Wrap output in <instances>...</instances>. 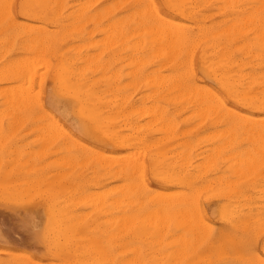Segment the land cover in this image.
<instances>
[{"label": "rangeland", "instance_id": "obj_1", "mask_svg": "<svg viewBox=\"0 0 264 264\" xmlns=\"http://www.w3.org/2000/svg\"><path fill=\"white\" fill-rule=\"evenodd\" d=\"M0 1V264H264V0Z\"/></svg>", "mask_w": 264, "mask_h": 264}, {"label": "bare ground", "instance_id": "obj_2", "mask_svg": "<svg viewBox=\"0 0 264 264\" xmlns=\"http://www.w3.org/2000/svg\"><path fill=\"white\" fill-rule=\"evenodd\" d=\"M22 1H23V0H22ZM124 1H125V0H124ZM232 1H233V0H232ZM236 1H237V0H236ZM250 1H252V0H250ZM255 1H256V0H255ZM261 1H262V0H260V2H261ZM0 2H1V1H0ZM5 2H6V1H5ZM30 2H31V1H30ZM234 2H235V1H234ZM85 3H86V2H85ZM87 3H88V2H87ZM90 3H91V2H90ZM191 3H192V2H191ZM224 3H225V1H224ZM261 3H262V2H261ZM0 4H1V3H0ZM6 4H7V3H6ZM51 4H52V3H51ZM263 4H264V3H263ZM263 4H262V8H261V9H263V6H264ZM2 5H3V4H2ZM31 5H32V4H31ZM48 5H49V3H48ZM148 5H149V4H148ZM152 5H153V4H152ZM228 5H229V4H228ZM254 5H255V4H254ZM20 6H21V5H20ZM69 6H70V5H69ZM84 6H85V5H84ZM233 6H234V5H233ZM239 6H240V5H239ZM243 6H245V5H243ZM243 6H242V8H244ZM246 6H247V5H246ZM259 6H261V5L259 4ZM82 7H83V6H82ZM248 7H250V5H249ZM1 8H3V7H1ZM21 8H22V7H21ZM59 8H60V7H59ZM252 8H253V7H252ZM259 8H260V7H259ZM3 9H4V8H3ZM3 9H2V10H3ZM5 9H6V8H5ZM28 9H29V7H28ZM80 9H81V8H80ZM239 9H241V8H239ZM239 9H238V11H240ZM254 9H255V6H254ZM257 9H258V8L256 7V10H257ZM78 10H79V9H78ZM78 10H77V11H78ZM103 10H104V9H103ZM259 10H260V9H259ZM4 11H5V10H4ZM6 11H8V10H6ZM79 11H80V10H79ZM143 11H144V10H143ZM147 11H148V9H147ZM247 11H249V9H248ZM250 11H251V10H250ZM138 12H139V11H138ZM149 12H150V11H149ZM151 12H152V10H151ZM221 12H222V11H221ZM240 12H241V11H240ZM242 12H243V11H242ZM256 12H257V11H256ZM29 14H30V13H29ZM32 14H33V13H32ZM55 14H56V13H55ZM138 14H139V13H138ZM140 14H141V13H140ZM146 14H149V13H146ZM153 14H154V13H153ZM74 15H76V14H74ZM79 15H80V14H79ZM151 15H152V14H151ZM151 15H150V16H151ZM252 15H253V14H252ZM254 15H255V14H254ZM261 15H262V14H261ZM57 16H58V15H57ZM130 16H131V15H130ZM139 16H140V15H139ZM3 17H4V16H2V18H3ZM137 17H138V16H137ZM242 17H243V19H244L245 16H242ZM258 17H260V16H258ZM261 17L264 18L263 16H261ZM2 18H0V21H1ZM30 18H31V17H30ZM30 18H29V19H30ZM76 18H77V16H76ZM154 18H155V17H154ZM145 19H146V18H145ZM145 19L143 20V18H142V19H140V20H141V22H142V20H143V22H145ZM203 19H204V18H203ZM94 20H95V19H94ZM97 20H98V19H97ZM146 20H147V19H146ZM155 20H156V19H155ZM240 20H241V19H240ZM249 20H252V18H251V19L248 18V21H249ZM137 21H138V20H137ZM137 21H136V22H137ZM149 21H150V20H149ZM222 21H223V20H222ZM241 21L243 22V20H241ZM246 21H247V19H246ZM252 21H253V20H252ZM54 22H55V26H57V27L60 26V21H59V19H56ZM120 22H121V21H120ZM136 22H135V23H136ZM141 22H140V23H141ZM161 22H162V21H161ZM167 22H168V21H167ZM237 22H238V21H237ZM118 23H119V22H118ZM118 23H117V24H118ZM146 23H147V22H146ZM154 23H155V21H154ZM164 23H165V22H164ZM251 23H252V22H251ZM14 24H15V23H14ZM107 24H108V23H107ZM109 24H110V23H109ZM124 24H126V23H124ZM148 24H149V22L147 23V25H148ZM151 24H152V22H151ZM157 24H158V22H157ZM159 24H161L160 21H159ZM162 24H163V23H162ZM162 24H161V25H162ZM167 24H168V23H166V29H165L164 27H162L161 25H158V27H157V26L155 27V25L153 24V25H154V26H153V32H152V29H150V28H152V27L149 28V30H150L151 32H150L149 30H148L149 32L146 30L148 33H150V34L152 35V36H151V35L149 34V36H150L149 38H151V39L148 40V41L151 42V45H152V46H153V44H154V43L152 44V42L154 41V40H152V39L155 38V37H156V40H157V41H158V39H159V42H163V43H168V42H170V43H172L171 46H174V45L177 46V45H178V44L176 43V41L178 40L177 37H178V38L180 37V34H181V37H180V38H181V39H182V38L184 39V36H182V33L179 32V33H180V34H179V33L175 32V31H178V30H179V26H180L179 24H178V26H177L176 24H173L174 26L170 25L171 28H170L169 26H167ZM171 24H172V23H171ZM238 24H239V23H238ZM258 24H259V23H258ZM143 25L146 26V24H143ZM143 25H142V26H143ZM230 25H231V24H230ZM239 25H240V24H239ZM244 25H245V19H244L243 27H244ZM248 25H249V24H248ZM255 25H256V22H255ZM53 26H54V25H53ZM108 26H110V25H108ZM108 26H107V27H108ZM159 26H160V27H159ZM164 26H165V25H164ZM175 26H177V27H175ZM240 26L242 27V25H240ZM252 26H253V25H252ZM33 27H34V26H33ZM36 27H38V26H36ZM74 27H75V26H74ZM111 27H113V26L111 25ZM111 27H110V28H111ZM146 27H147V26H146ZM146 27H145V28H146ZM148 27H149V26H148ZM148 27H147V29H148ZM168 27H169V28H168ZM172 27H174V29H173ZM232 27H233V25H232ZM236 27H237V26H236ZM238 27H239V26H238ZM245 27H246V26H245ZM257 27H258V26H257ZM38 28H39V27H38ZM115 28H116V26H115ZM137 28H138V27H137ZM139 28H140V27H139ZM175 28H178V29H175ZM253 28H255L254 31H256V32L259 31V32L261 33V31H262V33H261L262 35L259 34V35H261L260 37H263V36H264V35H263V33H264V32H263V31H264V28H256V27H252L251 29H249V28H247V29L245 28V29H246V31L249 29V30H251V32H252V29H253ZM26 29H27V27H26ZM108 29H109V27H108ZM111 29H112V28H111ZM118 29H119V28H118ZM143 29H144V27H143ZM158 29H159V30H158ZM163 29H164V30H163ZM228 29H229V28H228ZM236 29H238V28H236ZM23 30H24V29H23ZM55 30H56V29H55ZM67 30H68V29H67ZM72 30H74V29H72ZM100 30H101V29H100ZM102 30H103V29H102ZM106 30H107V29H106ZM112 30H113V29H112ZM122 30H123V29H122ZM133 30H134V29H133ZM144 30H145V29H144ZM154 30H155L156 32H155ZM162 30H163V31H167V32H161ZM173 30H174V31H173ZM233 30H234V29H233ZM238 30L241 31V29H238ZM249 30H248V32H249ZM26 31H27V30H26ZM28 31H29V30H28ZM68 31H69V30H68ZM70 31H71V30H70ZM107 31H109V30H107ZM113 31H114V30H113ZM134 31H135V30H134ZM139 31H140V30H139ZM141 31H143V30H141ZM146 31H145V32H146ZM159 31H160V32H159ZM218 31H219V30H218ZM239 31H238V33H240ZM246 31H243V32L246 33ZM254 31H253V32H254ZM73 32H74V31H73ZM105 32H106V31H105ZM109 32H110V31H109ZM183 32H185V31H183ZM223 32H224V31H223ZM232 32H234V31H232ZM243 32H241V33H243ZM259 32H258V33H259ZM40 33H41V32H40ZM65 33H66V31H65ZM142 33H143V32H142ZM224 33H225V32H224ZM245 33H244V34H245ZM227 34H228V33H227ZM105 35H106V34H105ZM130 35H131V34H130ZM137 35H138V34H137ZM146 35H148V34H146ZM153 35H154L155 37H153ZM178 35H179V36H178ZM259 35H258V36H259ZM60 36H61V35H60ZM115 36H116V35H115ZM226 36H227V35H226ZM238 36H239V35H238ZM105 37H106V36H105ZM202 37H203V36H202ZM260 37H259V38L257 37L258 40H259V39L261 40ZM41 38H42V37H41ZM106 38H107V37H106ZM127 38H128V37H127ZM147 38H148V37H147ZM147 38H146V39H147ZM157 38H158V39H157ZM180 38H179V40H180ZM205 38H206V37H205ZM32 39H33V37H32ZM43 39H44V38H43ZM139 39H140V38H139ZM183 39H182V40H183ZM185 39H186V37H185ZM207 39H208V38H207ZM235 39H236V38H235ZM240 39H242V38H240ZM33 40H34V39H33ZM106 40H107V39H106ZM137 40H138V39H137ZM142 40H143V38H142ZM201 40H202V39H201ZM46 41H47V40H46ZM146 41H147V40H146ZM9 42H10V41H9ZM31 42H32V41H31ZM110 42H111V41H110ZM134 42H135V41H134ZM144 42H145V41H144ZM154 42H155V41H154ZM177 42L180 43V41H177ZM194 42H195V41H194ZM243 42H244V41H243ZM243 42H242V43H243ZM246 42H247V41H246ZM246 42H245V43H246ZM260 42H261V41H260ZM38 43H39V42H38ZM170 43H169V45H170ZM174 43H175V44H174ZM211 43H212V42H211ZM255 43H256V39H255ZM261 43H263V40H262ZM32 44H33V43H32ZM121 44H122V43H121ZM132 44H133V43H132ZM142 44H144V43H142ZM173 44H174V45H173ZM195 44H196V43H195ZM252 44H254V42H253ZM257 44H258V43H257ZM257 44H256V46H257ZM28 45H29V43H28ZM104 45H105V43H104ZM149 45H150V44H149ZM149 45H148V46H149ZM162 45H163V44H162ZM169 45H168V46H169ZM183 45H184V44H183ZM210 45H211V44H210ZM214 45H215V44H214ZM246 45H249V44H246ZM26 46H27V45H26ZM30 46H31V45H30ZM49 46H50V45H49ZM148 46H147V47H148ZM164 46H165V45H164ZM196 46H197V44H196ZM208 46H209V45H208ZM212 46H213V45H212ZM239 46H240V44H239ZM241 46H242V45H241ZM250 46H251V45H250ZM262 46H264V45L262 44ZM31 47H32V46H31ZM40 47H41V46H40ZM42 47H43V46H42ZM129 47H130V46H129ZM132 47H134V46H132ZM150 47H151V46H150ZM154 47H155V46H154ZM158 47H160V45H159ZM237 47H238V46H237ZM21 48H22V46H21ZM46 48H47V47H46ZM134 48H135V47H134ZM148 48H149V47H148ZM173 48H174V47H173ZM176 48H177V47H176ZM107 49H108V48H107ZM135 49H136V48H135ZM138 49H139V48H138ZM155 49H156V48H155ZM158 49H159V48H158ZM158 49L156 50L157 52H159V51L161 50V49H159V51H158ZM162 49H164V48H162ZM168 49H169V48H167V50H168ZM170 49H172V48H170ZM170 49H169V50H170ZM174 49H175V48H174ZM232 49H233V48H232ZM240 49H241V48H240ZM247 49H248V46H247ZM37 50H38V49H37ZM42 50H43V49H42ZM69 50H70V49H69ZM121 50H122V49H121ZM176 50H177V49H176ZM176 50H175V51H176ZM183 50H184V49H183ZM156 51H155V52H156ZM163 51H164V50H163ZM163 51H162V52H163ZM170 51H172V50H170ZM221 51H222V49H221ZM224 51H225V50H224ZM241 51H242V50H241ZM50 52H51V51H50ZM153 52H154V51H153ZM155 52H154V54H155ZM178 52H179V51H178ZM244 52H245V51H244ZM253 52H254V51H253ZM170 53H171V52H170ZM175 53H176V52H175ZM185 53H186V52H185ZM215 53H216V52H215ZM220 53H221V52H220ZM246 53H247V52H246ZM0 54H1V53H0ZM38 54H39V53H38ZM61 54H62V53H61ZM152 54H153V53H152ZM157 54H158V53H156V55H154V56H157ZM159 54L162 55L163 53H159ZM159 54H158V55H159ZM165 54H168V52L165 51ZM247 54H248V53H247ZM161 55H160V56H161ZM186 55H187V54H186ZM170 56H172V54H171ZM170 56H169V57H170ZM188 56H189V55H188ZM227 56H228V55H227ZM252 56H253V55H252ZM136 57H137V56H136ZM158 57H159V56H158ZM169 57H168V58H169ZM174 57H175V55H174ZM220 57H221V56H220ZM248 57H249V56H248ZM250 57H251V55H250ZM33 58H34V57H33ZM54 58H55V57H54ZM165 59H166V57H165ZM189 59H190V58H189ZM86 60H87V59H86ZM33 61H34V60H33ZM133 62H134V61H133ZM139 62H140V60H139ZM143 62H144V61H143ZM163 62H164V61H163ZM170 62H171V61H170ZM14 63H15V62H14ZM18 63H19V62H18ZM31 63H32V62H31ZM35 63H36V62H35ZM38 63H39V62H38ZM129 63H130V62H129ZM241 63H242V62H241ZM262 63H263V62H262ZM12 64H13V63H12ZM15 64H16V63H15ZM21 64H22V63H21ZM21 64H20V65H21ZM26 64H27V63H26ZM47 64H49V63H47ZM137 64H138V63H137ZM139 64H140V63H139ZM145 64H146V63H145ZM161 64H162V62H161ZM31 65H32V64H31ZM35 65H36V64H35ZM37 65H38V64H37ZM45 65H46V64H45ZM86 65H87V64H86ZM127 65H128V64H127ZM133 65H134V64H133ZM135 65H136V63H135ZM10 66H11V64H10ZM10 66H9V67H10ZM32 66H33V65H32ZM42 66H43V65H42ZM136 66H137V65H136ZM138 66H139V65H138ZM164 66H166V65H164ZM211 66H212V65H211ZM221 66H222V64H221ZM239 66H240V65H239ZM9 67H8V68H9ZM12 67H13V66H12ZM38 67H39V65H38ZM133 67H134V66H133ZM159 67H161V66L159 65ZM17 68H18V67H17ZM20 68H22V66H21ZM23 68H25V67H23ZM96 68H97V67H96ZM136 68H137V67H136ZM237 68H238V67H237ZM9 69H10V68H9ZM9 69H8V71H9ZM12 69H13V68H12ZM14 69H15V68H14ZM31 69H32V67H31ZM62 69H63V68H62ZM82 69H83V68H82ZM93 69H94V68H93ZM105 69H106V68H105ZM139 69H140V68H139ZM158 69H159V68H158ZM227 69H228V68H227ZM18 70H19V69H18ZM32 70H33V69H32ZM11 71H12V70H11ZM15 71H17V69H16ZM54 71H55V70H54ZM72 71H73V70H72ZM91 71H92V70H91ZM138 71H139V70H138ZM152 71H153V70H152ZM13 72H14V71H13ZM23 72H24V71H23ZM25 72H26V71H25ZM35 72H36V71H35ZM56 72H58V71H56ZM135 72H136V71H135ZM242 72H243V71H242ZM10 73H11V72H10ZM28 73H29V71H28ZM31 73H32V72H31ZM31 73H30V74H31ZM78 73H79V72H78ZM237 73H238V72H237ZM3 74H4V73H3ZM3 74H2V75H3ZM15 74H16V72H15ZM58 74H59V73H58ZM58 74H56V75H58ZM68 74H69V71H68ZM128 74H129V73H128ZM216 74H217V73H216ZM251 74H252V73H251ZM257 74H258V73H257ZM12 75H13V74H12ZM27 75H28V74H27ZM27 75H26V76H27ZM33 75H35V74H33ZM33 75H31V76L34 77ZM59 75H60V74H59ZM129 75H130V74H129ZM179 75H180V74H179ZM237 75L240 76L239 73H238ZM3 76H4V75H3ZM60 76H61V75H60ZM60 76H58V78H59ZM62 76H63V75H62ZM62 76H61V77H62ZM172 76H173V75H172ZM220 76H222V75H220ZM242 76H244V75H242ZM246 76L249 77L250 75H246ZM246 76H245V77H246ZM252 76H253V75H252ZM27 77H28V76H27ZM38 77H39V75H38ZM61 77H60V78H61ZM111 77H112V76H111ZM146 77H147V76H146ZM151 77H152V75H151ZM154 77H155V76H154ZM157 77H159V75H157ZM166 77H168V76H166ZM185 77H186V76H185ZM253 77H256V75L253 76ZM162 78H163V77H162ZM233 78L236 79V77H233ZM240 78H241V77H240ZM240 78H238V79H240ZM28 79H29V78H28ZM152 79H153V78H152ZM152 79H150V80H152ZM176 79H178V78L176 77ZM230 79H231V78H230ZM241 79H243V78H241ZM249 79H252V78H249ZM249 79H248V80H249ZM62 80H63V79H62ZM171 80H173V79H171ZM228 80H229V78L227 79V77H225L224 80H221V81L219 80V81H220V85H219V86H221V88H222L223 90H225L227 93H230V92H232L234 89H233V87H232L231 82H229L230 80H229V81H228ZM236 80H237V79H236ZM252 80H253V79H252ZM145 81H146V80H145ZM155 81H156V80H155ZM169 81H170V80H169ZM239 81H240V80H239ZM242 81H243V80H242ZM245 81L247 82V79H246ZM245 81H244V82H245ZM260 81H261V80H260ZM262 81H263V79H262ZM262 81H261V82H262ZM26 82H27V81H26ZM54 82H55V81H54ZM57 82H58V81H57ZM61 82H62V81H61ZM148 82H149V81H148ZM151 82H152V81H151ZM153 82H154V80H153ZM153 82H152V83H153ZM185 82H186V81H185ZM193 82H194V81H193ZM236 82H237V81H236ZM252 82H253V81H251V83H252ZM258 82H259V80H258ZM261 82H259V86L263 85V87H264V84H263V83L261 84ZM27 83H28V82H27ZM157 83L160 85L159 87H161V89H163L162 86H163V84H164V79H163V81H161V82L158 81ZM168 83H169V82H168ZM172 83H173V82H172ZM175 83H176V82H175ZM194 83H195V82H194ZM196 83H197V82H196ZM237 83H238V82H237ZM240 83H241V82H240ZM166 84H167V82H166ZM241 84H242V83H241ZM247 84H250V82L247 83ZM252 84H253V83H252ZM260 84H261V85H260ZM169 85H170V83H169ZM171 85H172V84H171ZM173 85L176 86V87H174V88L178 91L177 93L180 94V95H182L183 97L185 96V98H186V96H187V98H188V94H190L191 92H193L192 94H195L194 91H193V90H195V89H194L191 85H188V84L183 85V84H181L180 82H178V83H176V84L173 83ZM173 85H172L171 87H173ZM256 85H257V84H255V86H256ZM151 86H152V85H151ZM156 86H157V85H156ZM241 86L244 87L243 85H241ZM245 86H246V85H245ZM7 87H8V86H7ZM9 87H10V86H9ZM30 87H31V86H30ZM57 87H58V86H57ZM63 87H64V86H63ZM75 87H76V85H75ZM126 87H127V86H126ZM146 87H147V86H146ZM168 87H169V86H168ZM168 87H167V89H168ZM263 87H262V89H263ZM5 88H6V87H5ZM65 88H66V87H65ZM164 88H165V87H164ZM236 88H237V87H236ZM244 88H246V87H244ZM247 88H249L248 85H247ZM257 88H258V87H257ZM17 89H19V87H17ZM73 89H75V88H73ZM8 90H10V92L13 91V90H11V89H7V91H8ZM29 90H30V89H29ZM57 90H58V89H57ZM159 90H160V89H159ZM169 90H170V88H169ZM172 90H173V89H172ZM237 90H239V88L235 89V94L237 93ZM245 90H246V92H247V89H245ZM260 90H261V89H260ZM260 90L257 89V90H255V91L258 92V91H260ZM15 91H16V90H15ZM18 91H19V90H18ZM25 91L27 92L28 89L25 90ZM68 91H69V90H68ZM68 91H67V92H68ZM71 91H72V90H71ZM75 91H77V90H75ZM156 91H157V90H156ZM165 91H166V89H163V92H165ZM195 91H196V90H195ZM198 91H199V90H197L196 92H198ZM241 91H242V89H241ZM243 91H244V89H243ZM13 92H14V91H13ZM13 92H11L12 95H14V93H15V92H14V93H13ZM16 92H17V91H16ZM22 92H23V91H22ZM36 92H37V91H35V93H36ZM73 92H74V90H73ZM81 92H82L83 94L86 93V91H84V89L81 90ZM169 92H170V91H169ZM210 92H212V91L210 90L209 93H210ZM238 92H239V91H238ZM20 93H21V91H20ZM27 93H28V92H27ZM68 93H69V92H68ZM75 93H76V92H75ZM82 93H81V94H82ZM150 93H151V92H150ZM201 93H202V91L200 90V92L198 93V95H197L196 97H198ZM204 93H207V92L204 91L203 94H204ZM212 93H213V92H212ZM239 93H240V92H239ZM9 94H10V93H9ZM25 94H26V93H25ZM97 94H98V93H97ZM142 94H144V93H142ZM178 94H177V97L180 99L181 96L179 97ZM232 94H233V93H232ZM235 94H234V95H235ZM256 94H257V93L255 92V99H257V97H258ZM261 94H263V93L261 92ZM2 95H3V94H2ZM12 95H9V96L12 97ZM16 95H17V94H16ZM16 95H14L13 98H14L15 100L17 99L16 101L20 100V99L17 98L18 95H17V97L15 98ZM21 95L23 96L22 93H21ZM27 95H28V94H27ZM29 95H30V94H29ZM34 95H36V94H34ZM37 95H38V94H37ZM69 95H70V94H69ZM175 95H176V94H175ZM201 95H202V94H201ZM201 95H200V96H201ZM251 95H252V94H251V91H250V99H251ZM31 96H32V95H31ZM74 96H75V95H74ZM83 96H84V95H83ZM85 96H87V95L85 94ZM100 96H101V95H100ZM172 96H174V95L172 94ZM192 96H193V95H192ZM207 96H208V97H205L206 99H210V98L213 99V97L215 96V93H214V96H213V97H212V95H210L211 97H209L208 94H207ZM217 96H218V95H217ZM236 96H237V95H236ZM239 96H240V95H239ZM247 96L249 97V95H247ZM252 96H253V95H252ZM256 96H257V97H256ZM2 97H3V96H2ZM11 97H9V98H10V101L8 102V104H9L11 101H13V100L11 99ZM20 97H21V96L19 95V98H20ZM25 97H26V96H25ZM76 97H77V96H76ZM159 97H160V95H159ZM190 97H191V96H190ZM218 97H219V96H218ZM218 97H216V100H217ZM223 97H224V96H223ZM227 97H228V96H227ZM230 97H231V96H230ZM241 97H242V96H241ZM6 98H7V97H6ZM98 98H99V97H98ZM98 98H97V99H98ZM199 98H200V100H201V97H199ZM199 98H198L197 100H199ZM237 98L240 99L238 96H237ZM243 98H244V99H247V98H246V94H245V97H243ZM23 99H25V98L23 97ZM27 99H28V98H27ZM33 99H34V98H33ZM79 99H80V97H79ZM84 99H85V98H84ZM155 99H156V98H155ZM189 99H190V98H189ZM191 99H192V98H191ZM191 99H190V100H191ZM218 99H219V98H218ZM232 99H234V97H232ZM252 99H254V98H252ZM252 99H251V100H252ZM259 99H260V98H259ZM259 99L256 100V101H257V102H260L261 100H259ZM8 100H9V99H8ZM81 100H82V99H81ZM85 100H86V99H85ZM171 100H172V99H171ZM176 100H177V99H175V101H176ZM183 100H184V99H183ZM183 100H182V102H183ZM190 100H189V101H190ZM200 100H199V102H201ZM203 100H205V99L203 98ZM210 100H211V99H210ZM30 101H31V100H30ZM141 101H143V99H142ZM184 101H185V100H184ZM219 101H220V103H219L218 106H219V107H222V106L224 105V100L219 99ZM240 101H242V100H240ZM240 101H238V102H240ZM262 101H264V100H262ZM5 102H6V101H5ZM23 102H24V100H23ZM28 102H29V101H28ZM34 102H35V101H34ZM121 102H122V101H121ZM166 102H167V101H166ZM190 102H191V101H190ZM192 102H193V100H192ZM215 102H216V101H215ZM217 102H218V101H217ZM243 102H244V101H243ZM257 102H256V103H257ZM2 103H4V102H2ZM12 103H15V102H12ZM16 103H17L16 107L21 106V105L18 104L19 102H16ZM25 103H27V102L21 103V101H20V104H23V106H24ZM31 103H32V102H31ZM83 103H84V102H83ZM83 103H82V104H83ZM88 103H89V102H88ZM247 103H248V102H247ZM253 103L255 104L254 101H253ZM180 104H181V102H180ZM192 104H193V103H192ZM254 104H251V106L254 105ZM262 104H263V102H261L260 105H262ZM18 105H19V106H18ZM25 105H26V104H25ZM80 105H81V103H80ZM90 105H91V104H90ZM190 105H191V104H190ZM194 105H195V104H194ZM202 105H203V104H202ZM207 105H208V104H207ZM207 105H205V106H207ZM239 105H240V104H239ZM241 105H242V104H241ZM244 105H245V104H244ZM255 105H257V104H255ZM14 106H15V105H13L12 107H14ZM23 106H22V107H23ZM81 106H82V105H81ZM147 106H148V105H147ZM205 106H204V109L202 108V110H204V111H205ZM211 106H212V105H211ZM211 106L209 105L210 108H211ZM258 106H259V104L257 105V107H256V106H254V107H255V108H259L260 106H259V107H258ZM8 107L11 108V105H9ZM24 107H25V106H24ZM83 107H84V106H83ZM143 107H144V106H143ZM215 107H216V105H215ZM227 107H228V106H227ZM254 107H253V108H254ZM261 107L264 108V105L261 106ZM229 108H230V107H228V109H229ZM262 108H261V109H262ZM15 109H17V108H15ZM18 109H19V108H18ZM20 109H21V108H20ZM90 109H91V108H90ZM90 109H89V111H90ZM150 109H151V108H150ZM216 109H218V108L216 107ZM261 109H260V110H261ZM9 110H10V109H9ZM11 110H12V109H11ZM142 110H143V109H142ZM147 110H148V109H147ZM195 110H196V109H195ZM200 110H201V108H200ZM207 110H208V108H207ZM229 110H230V111H229ZM229 110H227L228 114H229V112H231V109H229ZM144 111H145V110H144ZM156 111H157V110H156ZM197 111H198V110H197ZM213 111H214V110H213ZM131 112H132V111H131ZM135 112H136V111H135ZM149 112H150V110H149ZM202 112H203V111H202ZM205 112H206V111H205ZM215 112H216V110H215ZM138 113H140V112H138ZM197 113H198V112H197ZM212 113H213V112H212ZM231 113H232V112H231ZM231 113H230V114H231ZM91 114H92V113H91ZM152 114H153V112H152ZM154 114H155V113H154ZM201 114H202V113H201ZM204 114H205V113H204ZM204 114H202V115H204ZM217 114H218V113H217ZM228 114H227V115H228ZM237 114H239V113H237ZM88 115H89V114H88ZM123 115H124V114H123ZM145 115H146V114H145ZM149 115H151V114H149ZM155 115H157V113H156ZM198 115H200V112H199ZM205 115H206V114H205ZM215 115H216V114H215ZM12 116H13V115H12ZM15 116H16V115H15ZM146 116H147V115H146ZM213 116H214V115H213ZM219 116H220V115H219ZM237 116H238V115H237ZM241 116H242V115H241ZM244 116H245V115H244ZM93 117H94V116H93ZM149 117H150V116H149ZM161 117H162V115H161ZM238 117H239V116H238ZM246 117L250 118L249 116H246ZM102 118H103V117H102ZM136 118H137V117H136ZM157 118H158V117H157ZM149 119H150V118H149ZM243 119H244V118H243ZM245 119H246V118H245ZM86 120H87V118H86ZM94 120H95V118H94ZM104 120H105V118H104ZM104 120H103V121H104ZM106 120H107V119H106ZM108 120H109V119H108ZM151 120H152V119H151ZM200 120H201V119H200ZM215 120H216V119H215ZM232 120H233V119H232ZM88 121H89V120H88ZM100 121H101V120H100ZM110 121H111V120H110ZM246 121H247V120H246ZM261 121H262V119H261ZM169 122H170V121H169ZM101 123H102V122H101ZM105 123L107 124V121H106ZM105 123H104V124H105ZM227 123H228V122H227ZM246 123H247V122H246ZM90 124H91V123H90ZM104 124H103V125H104ZM106 124H105V125H106ZM231 124H232V123H231ZM241 124H242V123H241ZM251 124H252V123H251ZM253 124H254V123H253ZM256 124H257V123H256ZM105 125H104V126H105ZM245 125H246V124H245ZM245 125H244V126H245ZM95 126H96V125H95ZM249 126H251V125H249ZM253 126H254V125H253ZM99 127H100V126H99ZM241 127H242V126H241ZM258 128H259V127H258ZM130 129H131V128H130ZM158 129H159V128H157V130H158ZM227 129H229V128H227ZM160 130H161V129H160ZM245 130H246V129H245ZM262 130H263V129H262ZM109 131H110V130H109ZM185 131H186V130H185ZM112 132H113V131H112ZM160 132H161V131H160ZM165 132H166V131H165ZM244 132H245V131H244ZM255 132H256V131H255ZM109 133H110V132H109ZM169 134H170V133H169ZM226 134H227V133H226ZM236 135H237V134H236ZM258 135H259V134H258ZM210 136H211V135H210ZM232 136H233V135H232ZM245 136H246V135H245ZM252 136H253V135H252ZM255 136H256V135H255ZM228 137H229V136H228ZM234 137H235V136H234ZM250 137H251V135H250ZM250 137H249V138H250ZM253 137H254V136H253ZM262 137H263V136H261V139H262ZM202 138H203V137H202ZM206 138H207V137H206ZM258 138H259V136H258ZM235 139H236V138H235ZM239 139H240V138H239ZM247 139H248V138H247ZM253 139H254V138H253ZM233 140H234V139H233ZM237 140H238V139H237ZM242 140H243V139H242ZM255 140H256V138H255ZM259 140H260V139H259ZM262 140H263V139H262ZM118 141H119V140H118ZM228 141H229V140H228ZM228 141H226V142H228ZM249 141H250V140H249ZM263 141H264V140H263ZM252 142H253V141H252ZM255 142H256V141H255ZM224 143H225V142H224ZM225 145H226V144H225ZM258 146H260V145H256V147H258ZM216 148H217V147H216ZM222 148H223V147H222ZM220 149H221V148H220ZM220 149H219V150H220ZM227 149H229V148H227ZM252 149H253V148H252ZM262 149H263V148H262ZM212 150H213V149H212ZM225 150H226V149H225ZM250 150H251V149H250ZM261 151H264V150H261ZM209 152H210V151H209ZM216 152H217V149H216ZM218 152H219V151H218ZM237 153H238V152H237ZM240 153H241V152H240ZM254 153H255V152H254ZM209 154H210V153H209ZM231 154H232V153H231ZM248 154H250L249 151H248ZM248 154H246V152H245V155H246V156H248ZM251 154H252V153H251ZM256 154H257V153H256ZM259 154H260V153H259ZM263 154H264V153H263ZM207 155H208V154H207ZM228 155H229V154H228ZM235 155H236V154H235ZM137 156H138V155H137ZM173 156H174V154H173ZM202 156H203V155H202ZM229 156H230V155H229ZM229 156H226V158L228 157V159H229ZM233 156H234V154L232 155V157H233ZM251 156H253V154H252ZM258 156H259V155H258ZM260 156H261V155H260ZM263 156H264V155H263ZM122 157H123V156H122ZM230 157H231V156H230ZM236 157H237V156H236ZM236 157H235V158H236ZM239 157H240V156H239ZM248 157H249V156H248ZM132 158H133V157H132ZM204 158H205V157H204ZM251 158H252V157H251ZM253 158H254V156H253ZM255 158H257V157H255ZM133 159H135V158H133ZM181 159H182V158H181ZM249 159H250V158H249ZM263 159H264V158H263ZM113 160H114V159H113ZM179 160H180V159H179ZM182 160H183V159H182ZM182 160H181V161H182ZM221 160H222V158H221ZM240 160H242V158H241ZM253 160H256V159H252V161H253ZM258 160H259V159H258ZM115 161H116V160H115ZM115 161H114V162H115ZM120 161H122V160L120 159ZM123 161H124V160H123ZM127 161H128V160H127ZM139 161H140V160H139ZM222 161H223V160H222ZM229 161H230V159H229ZM243 161H244V159H243ZM256 161H257V160H256ZM259 161H260V160H259ZM205 162H206V160H205ZM205 162H204V163H205ZM215 162H216V161H215ZM231 162H232V161H231ZM238 162H239V161H238ZM241 162H242V161H241ZM241 162H240V163H241ZM246 162H248V161H246ZM159 163H160V162H159ZM208 163H209V162H208ZM233 163H234V162H233ZM240 163H239V164H240ZM249 163H250V162H249ZM253 163H254V162H253ZM259 163H260V162H259ZM135 164H136V163H135ZM139 164H140V163H139ZM179 164H180V163H179ZM200 164H201V163H200ZM237 164H238V163H237ZM255 164H256V163H255ZM261 164H262V163H261ZM108 165H109V164H108ZM141 165H142V163H141ZM205 165H206V163H205ZM231 165H232V164H230V166H231ZM243 165H245V164H243ZM247 165H249V164H247ZM258 165H259V164H258ZM102 166H103V165H102ZM135 166H136V165H135ZM181 166H182V165H181ZM197 166H199V165L197 164ZM211 166H212V165H211ZM228 166H229V164H228ZM234 166H235V165H234ZM237 166H238V165H237ZM237 166H236V167H237ZM251 166H252V165H251ZM255 166H256V165H255ZM124 167H125V165H123V163H120V166H119V172H120L122 178H124ZM141 167H143V166H141ZM202 167H204L203 164H202ZM232 167H233V165H232ZM243 167H244V166H243ZM245 167H246V165H245ZM249 167H250V166H249ZM260 167H261V166H260ZM116 168H117V167H116ZM138 168H140V167H138ZM197 168H200V167H197ZM238 168H239V167H238ZM247 168H248V167H247ZM117 169H118V168H117ZM132 169H133V168H132ZM132 169H131V170H132ZM135 169H136V167H135ZM193 169H194V168H193ZM195 169H196V168H195ZM202 169H204V168H202ZM233 169H234V167H233ZM233 169H230V170H233ZM250 169H252V168H250ZM204 170H205V169H204ZM236 170H237V169H236ZM240 170H241V169H240ZM117 171H118V170H117ZM183 171H184V170H183ZM244 171H246V170H244ZM248 171H249V170H248ZM132 172H133V171H132ZM173 172H174V171H173ZM198 172H199V171H198ZM203 172H204V171H203ZM213 172H214V171H213ZM242 173H243V172H242ZM116 174H117V173H116ZM116 174H115V175H116ZM138 174H139V173H138ZM236 174H237V173H236ZM238 174H240V173H238ZM129 175H130V174H129ZM140 175H141V174H140ZM234 176H235V175H234ZM236 176H237V175H236ZM240 177L242 178L243 175L240 176ZM125 178H126V177H125ZM170 178H171V176H170ZM196 178H197V177H196ZM236 178H237V177H236ZM224 179H225V178H224ZM239 179H240V178H239ZM182 180H183V179H182ZM235 180H236V179H235ZM184 181H185V180H184ZM187 181H188V180H187ZM189 181H190V180H189ZM236 181H237V180H236ZM182 182H183V181H182ZM232 182H233V181H232ZM251 182H252V181H251ZM252 183H253V182H252ZM220 184H221V183H220ZM231 184H232V183H231ZM231 184H229V185H231ZM125 185H126V184H125ZM125 185H124V187H125ZM130 185H131V184H130ZM133 185H134V184H133ZM208 185H210V184H208ZM224 185H225V183H224ZM232 185H233V184H232ZM259 185H260V184H259ZM119 186H120V185H119ZM119 186H117V188H119ZM121 186H123V184H122ZM121 186H120V187H121ZM205 186H206V185H205ZM0 187H2L1 184H0ZM3 187H4V186H3ZM3 187H2V189H0V192L3 190ZM115 187H116V186H115ZM126 187H127V186H126ZM121 188L124 190L123 187H121ZM134 188H135V186H134ZM231 188H232V186H231ZM122 189H119L118 191H123ZM125 189H126V188H125ZM198 189H199V188H198ZM200 189H201V188H200ZM205 189H206V188H205ZM235 189H236V188H235ZM112 190H113V189H112ZM218 190H219V189H218ZM115 191H116V190H115ZM199 191H201V190H199ZM110 192H111V189H110ZM112 193H113V192H112ZM156 193H157V195H159L158 192H156ZM156 193H154V194H156ZM182 193H183V192H182ZM171 194H172V193H171ZM183 194H185V193H183ZM126 195H127V194H126ZM157 195H155V196H157ZM162 195H164V194H162ZM162 195L157 196V197L161 198ZM168 195H169V194H168ZM178 195H179V194H178ZM194 195H195V194H194ZM199 195H200V194H199ZM228 195H229V194H228ZM238 195H239V194H238ZM176 196H177V195H176ZM180 196H181V195H180ZM184 196H185V195H184ZM184 196H183V197H180V200L183 199V202H184ZM223 196H224V195H223ZM236 196H237V195H236ZM163 197H164V196H163ZM163 197L161 198L162 200L164 199ZM167 197H168V196H166V198H167ZM169 197H171V196H169ZM215 197H216V195H215ZM261 197H262V196H261ZM178 198H179V197H178ZM181 198H182V199H181ZM186 198H187V197H186ZM195 198H196V196H195ZM244 198H245V197H244ZM244 198H243V199H244ZM152 199H153V198H152ZM161 199H160V200H161ZM190 199H191V198H190ZM192 199L194 200V198H192ZM148 200H149V198H148ZM175 200H176V199H175ZM178 200H179V199H178ZM180 200H179V201H180ZM188 200H189V199H188ZM234 200H235V199H234ZM164 201H165V200H164ZM164 201H162V202H164ZM160 202H161V201H160ZM175 202H176V205H177V200H176ZM181 202H182V201H181ZM186 202H187V199H186ZM188 202H189V201H188ZM164 203H165V202H164ZM171 203H173V202H171ZM178 203H180V202H178ZM166 204L168 205V204H170V203L168 202V203H166ZM166 204H165V205H166ZM172 205H174V204H172ZM172 205H171V206H172ZM178 205H179V204H178ZM178 205H177V206H178ZM193 205H194V204H193ZM195 205H196V204H195ZM169 206H170V205H169ZM174 206H175V205H174ZM222 206H224V205H222ZM234 206H235V205H234ZM227 207H228V206H227ZM191 208H192V207H191ZM157 209H158V208H157ZM177 209H178V208H177ZM194 209H195V208H194ZM230 209H231V208H230ZM182 210H183V209H181V211H182ZM238 210H239V209H238ZM157 211H158V210H157ZM192 211H193V209H192ZM159 212H160V211H159ZM182 212H183V211H182ZM197 212H198V211H197ZM229 212H230V211H229ZM165 213H166V212H165ZM176 213H178V212H176ZM155 214H157V213H155ZM173 214H174V213H173ZM182 214H183V213H182ZM189 214H190V213H189ZM191 214H192V213H191ZM220 214H221V213H220ZM168 215H169V214H168ZM176 215H177V214H176ZM187 215H188V213H187ZM194 215H195V212H194ZM145 216H146V215H145ZM231 216H232V215H231ZM181 217H182V216H181ZM181 217H180V219H181ZM228 217H229V216H228ZM184 218H185V217H184ZM191 218H192V220H193V217H191ZM191 218H190V219H191ZM257 218H258V217H257ZM148 219H149V218H148ZM157 219H159V218H157ZM182 219H183V217H182ZM194 219H195V218H194ZM196 219H197V218H196ZM233 219H234V218H233ZM154 220H155V219H154ZM178 220H179V219H178ZM252 220H253V219H252ZM158 221H159V220H158ZM179 221H180V220H179ZM186 221H188V220H186ZM189 221H191V220H189ZM195 221H196V220H195ZM255 221H256V220H255ZM0 222H1V223H0L1 225H4V223H3V222H4L3 219H0ZM183 222H184V221H183ZM191 222H192V221H191ZM181 223H182V222H180V225H181ZM198 223H199V222H198ZM177 224L179 225V222H178ZM182 224H183V223H182ZM185 224H186V223H185ZM189 224H190V222H189ZM193 224H195V222H194ZM196 224H197V223H196ZM198 225H199V224H198ZM202 225H203V223H202ZM181 226H183V225H181ZM179 227H180V226H179ZM186 227H187V230H188V225H187ZM189 227H190V226H189ZM191 227H192V226H191ZM195 227H196V226H195ZM192 228H193V227H192ZM192 228H191V229H192ZM0 229H1V228H0ZM256 229H257V228H256ZM189 230H190V229H189ZM198 230H200V229H198ZM203 230H204V229H203ZM203 230H202V231H203ZM258 230H259V229H258ZM185 231H186V230H185ZM205 231H206V230H205ZM190 232H191V231H190ZM0 234L3 235L4 232L2 231ZM204 235H205V234H204ZM194 236H195V235H194ZM192 238H193V237H192ZM195 239H196V238H195ZM181 240H182V239H181ZM198 240H199V239H198ZM178 244H179V243H178ZM207 244H208V243H207ZM195 245H196V243H195ZM195 245H194V246H195ZM195 249H196V247H195ZM177 255H178V254H177ZM218 255H219V254H218ZM220 255H221V253H220ZM220 255H219V256H220ZM172 256H173V255H172ZM200 258H201V257H200ZM235 258H236V257H235ZM173 259H174V258H173ZM176 259H177V258H176ZM198 260H199V259H198ZM208 263H209V261H208Z\"/></svg>", "mask_w": 264, "mask_h": 264}]
</instances>
